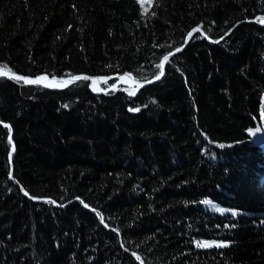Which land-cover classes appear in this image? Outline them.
Returning a JSON list of instances; mask_svg holds the SVG:
<instances>
[{"label":"trees","instance_id":"obj_1","mask_svg":"<svg viewBox=\"0 0 264 264\" xmlns=\"http://www.w3.org/2000/svg\"><path fill=\"white\" fill-rule=\"evenodd\" d=\"M251 20L264 0H0L6 72L164 71L142 87L0 77V264H264V137L249 134H264V25Z\"/></svg>","mask_w":264,"mask_h":264},{"label":"water","instance_id":"obj_2","mask_svg":"<svg viewBox=\"0 0 264 264\" xmlns=\"http://www.w3.org/2000/svg\"><path fill=\"white\" fill-rule=\"evenodd\" d=\"M247 23H251V24H255V25H264V23L262 24L261 21H254V20L247 21ZM195 29H196V28H195ZM232 29H233V28H232ZM232 29H230L229 31H227V32L225 33V35L222 37L221 40H223L224 38H226V37L230 34V32H231ZM196 32H200V33L203 35V37H204L208 42H210V43H212V44H215V43L212 42L207 36H205V34L202 32L201 29H200L199 31H196ZM221 40H220V41H221ZM173 54H176V52H174V53H170L168 56L173 55ZM0 72L3 73V75H0V77H4V78H7V79H12L11 77H13V76H19V75H15V74H12V73L6 72V71H4V70H2V69H0ZM161 73L164 74L163 68H162V70H161ZM159 76H160V79H155V80H153V81H147V82H138V81L132 79L130 76L126 75V74L110 76V77H107V78H100V77H87V76H85V77H87L88 79H79V80H73L72 77L61 78V79H59V78H49V77H47V76H43V77H47V79H46V80H43V81H41V82H39V83H30V84H26V85H38V86L46 87L47 84H50V83H52V82H54V81H57V82H63V83H65L66 85H70V84L77 83V82L82 81V80H88L91 86H98V85H101V84L107 83V82H109V81H111V80H115V79H116V80H122V78H126V79L128 80V83H127V84H132V85H134V86L142 87V86H148V85H152V84H156V83H158V82L162 79L163 75L160 74ZM20 77H23V76H20ZM23 78H26V79H28V80H32V81H36L37 78H39V77H37V78H27V77H23ZM93 81H96V83L94 84ZM21 82H23V80H21ZM23 83H24V82H23ZM24 84H25V83H24Z\"/></svg>","mask_w":264,"mask_h":264},{"label":"snow or ice","instance_id":"obj_3","mask_svg":"<svg viewBox=\"0 0 264 264\" xmlns=\"http://www.w3.org/2000/svg\"><path fill=\"white\" fill-rule=\"evenodd\" d=\"M262 23H264V20H262L261 21ZM200 29L199 28H196V29H193L192 31L193 32H196V31H199ZM188 36L189 37H191L192 36V32H189L188 33ZM181 49L180 48H177L176 49V51L177 52H179ZM165 60H167L168 59V57L166 56L165 58H164ZM158 67H163V64L161 63L160 65H158ZM0 75H3V73L2 72H0ZM161 75H163V73H161ZM12 79H14L16 82H20L21 80H23V82L25 83V84H30V83H39V82H41V81H43V80H46L47 79V77H39V78H37V80L36 81H32V80H28V79H26V78H23V77H20V76H13V77H11ZM72 79L73 80H79V79H88L87 77H72ZM156 79H160V76L158 75V76H156ZM93 83L95 84L96 83V81H93ZM47 86V85H46ZM130 111H138L139 109H129ZM5 127H9L8 125H4ZM256 132H259L260 131V129L259 128H257L256 130H255ZM249 134L250 135H253L254 133H253V130L252 129H249ZM12 141H11V129H9V143H11ZM14 150V149H13ZM11 155V154H10ZM22 191H23V189H21ZM24 194L27 196L28 195V193L25 191L24 192ZM50 202V201H49ZM201 203H203V204H205V205H209L211 202L210 201H208V200H204V201H201ZM85 207H88L86 204L84 205ZM217 211H219V212H221V213H223V212H225V211H228V210H226V209H220V208H217L216 209ZM232 215L233 216H235L236 215V212H232ZM225 227H228V225H225ZM196 246L197 247H200V248H209V247H213V246H215V247H226L227 245L226 244H224V243H217V242H208V241H198L197 243H196Z\"/></svg>","mask_w":264,"mask_h":264},{"label":"rangeland","instance_id":"obj_4","mask_svg":"<svg viewBox=\"0 0 264 264\" xmlns=\"http://www.w3.org/2000/svg\"><path fill=\"white\" fill-rule=\"evenodd\" d=\"M138 2H139V4H140V6H141V8H142V10L144 11V12H147L150 8H151V5H152V0H137ZM118 82L119 83H123V84H127V83H125L124 81H121V80H118ZM56 83H58L57 81H54V82H52V83H50V84H47V86L46 87H51V86H55V84ZM66 84L64 83L63 85H60V86H65ZM59 86V85H58ZM92 87H94V88H97V86H92ZM258 128V127H257ZM257 128H254V129H252L253 130V135H251V136H258V137H264V134L263 133H261V130L259 131V132H256L255 130L257 129ZM260 129V128H259ZM204 206L205 207H207V208H210V209H212L213 211H217L216 209L217 208H220V206H218V205H215L214 203H210L209 205H205L204 204Z\"/></svg>","mask_w":264,"mask_h":264},{"label":"bare ground","instance_id":"obj_5","mask_svg":"<svg viewBox=\"0 0 264 264\" xmlns=\"http://www.w3.org/2000/svg\"><path fill=\"white\" fill-rule=\"evenodd\" d=\"M121 81H124L125 83H128V80L126 78H122Z\"/></svg>","mask_w":264,"mask_h":264}]
</instances>
